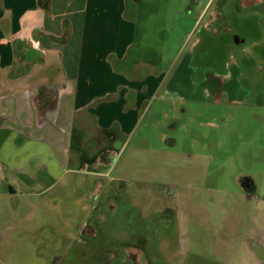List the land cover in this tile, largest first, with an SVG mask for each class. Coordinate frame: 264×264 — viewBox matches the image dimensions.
<instances>
[{"label": "rangeland", "instance_id": "obj_1", "mask_svg": "<svg viewBox=\"0 0 264 264\" xmlns=\"http://www.w3.org/2000/svg\"><path fill=\"white\" fill-rule=\"evenodd\" d=\"M257 1L243 10L226 0L214 29L195 17L196 3L179 2L183 15L168 19L161 63L138 74L144 90L153 78L157 88L129 129L75 115L45 150L49 171L40 175H11L0 156L9 187L0 194V264H264V0ZM235 64L240 103L212 86L206 93L202 73L218 85ZM250 175L254 194L240 186Z\"/></svg>", "mask_w": 264, "mask_h": 264}, {"label": "crops", "instance_id": "obj_2", "mask_svg": "<svg viewBox=\"0 0 264 264\" xmlns=\"http://www.w3.org/2000/svg\"><path fill=\"white\" fill-rule=\"evenodd\" d=\"M183 1L189 0H0V156L12 164L11 175L48 172L45 150L60 141L61 128L77 114L84 112L100 128L118 123L125 131L135 124L146 93L155 92L158 80L144 90L146 80L140 82L138 74L161 63V37L168 19L183 15L178 5ZM190 1L197 4L195 17L207 18L205 26L219 25L226 0L212 7L213 0ZM238 1L243 10L258 3ZM236 66L218 85L203 70L206 93L212 86L225 101L240 103L236 96L245 92L239 91L243 75ZM87 115L84 122L90 120ZM1 168L0 194L9 189ZM240 186L251 194L258 190L251 175Z\"/></svg>", "mask_w": 264, "mask_h": 264}, {"label": "flooded vegetation", "instance_id": "obj_3", "mask_svg": "<svg viewBox=\"0 0 264 264\" xmlns=\"http://www.w3.org/2000/svg\"><path fill=\"white\" fill-rule=\"evenodd\" d=\"M207 26L209 27L210 25L208 24ZM212 26H213V28L216 27V26H214V23H212ZM216 29H219V28H216ZM236 38L240 39L239 36L236 35V36L234 37V44H235V45H239L238 41H236V40H237ZM237 43H238V44H237ZM247 191H248V190H247Z\"/></svg>", "mask_w": 264, "mask_h": 264}]
</instances>
